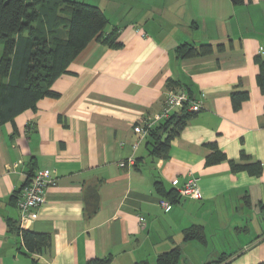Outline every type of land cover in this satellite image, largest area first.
<instances>
[{"label": "crops", "instance_id": "crops-1", "mask_svg": "<svg viewBox=\"0 0 264 264\" xmlns=\"http://www.w3.org/2000/svg\"><path fill=\"white\" fill-rule=\"evenodd\" d=\"M100 3L106 31L116 27L123 46L91 40L53 83L58 97H44L0 126V264H87L109 255L110 264H158L176 246L179 264L223 254L221 264L260 263L264 92L255 57L264 58V0ZM184 43L211 44L213 51L180 58ZM171 88L203 100L204 108L171 141L167 158L150 154L149 138L133 148L134 126L161 111ZM239 91L250 97L234 109ZM211 143L228 160L206 165ZM229 160L260 162L263 170L235 172ZM41 168L55 170L57 182L22 228L13 196ZM191 175L202 197H180L164 209L155 183L178 190ZM12 222L50 234L51 246L29 252ZM192 225L203 226L205 242L184 240Z\"/></svg>", "mask_w": 264, "mask_h": 264}, {"label": "trees", "instance_id": "trees-1", "mask_svg": "<svg viewBox=\"0 0 264 264\" xmlns=\"http://www.w3.org/2000/svg\"><path fill=\"white\" fill-rule=\"evenodd\" d=\"M234 4L245 0H231ZM109 19L97 5L78 0H0V126L14 121L15 117L27 109H35L37 102L44 97H58L53 90L55 80L68 72L73 59L96 39L112 48H120L119 32L115 27L106 31ZM213 51L211 44L194 46L184 43L177 47L180 58L207 55ZM259 66L257 82L264 92V58L255 57ZM171 83V82H170ZM249 92H234L232 103L238 109L249 99ZM196 112L186 108L176 111L168 119L149 131L150 154L167 158L171 141L178 136ZM213 150L205 160L206 165L218 164L228 160L224 151L216 143L208 144ZM247 159V157H244ZM233 171L246 170L259 175L263 166L260 162L245 164L229 160ZM31 178L23 185H27ZM156 189L171 203L180 200L175 189L167 190L157 181ZM19 189L13 196L17 203ZM11 229L20 231L27 250L39 253L49 248L52 238L48 233L21 229L13 222ZM197 239L205 242L206 235L202 225H192L184 230V240ZM179 246L158 256V264H179ZM221 255L217 260L205 264H221L227 259ZM112 256L94 258L87 264H110ZM258 264H264V260Z\"/></svg>", "mask_w": 264, "mask_h": 264}, {"label": "built area", "instance_id": "built-area-1", "mask_svg": "<svg viewBox=\"0 0 264 264\" xmlns=\"http://www.w3.org/2000/svg\"><path fill=\"white\" fill-rule=\"evenodd\" d=\"M262 51L264 52V47L261 48ZM183 108H186L188 111L199 112L204 108V103L203 100L197 99L184 89H169L165 95L161 111L134 126V132L138 134L139 140L133 145V148H136L142 140L148 137L151 129ZM127 162L130 164L135 163L134 157H129ZM125 164V161H121L120 163L121 166ZM198 180L199 178L194 175L189 176L184 185L177 190L180 197L200 199L202 194ZM56 182L55 170L41 168L35 171L31 181L23 187L17 197L16 204L20 213V227H25L29 221L37 216L36 210L44 203L47 188L55 185ZM159 203L166 210L172 207V203L164 198Z\"/></svg>", "mask_w": 264, "mask_h": 264}, {"label": "rangeland", "instance_id": "rangeland-1", "mask_svg": "<svg viewBox=\"0 0 264 264\" xmlns=\"http://www.w3.org/2000/svg\"><path fill=\"white\" fill-rule=\"evenodd\" d=\"M78 1L86 2L94 5L99 4V2H101L100 4L104 5L105 2V0H78Z\"/></svg>", "mask_w": 264, "mask_h": 264}]
</instances>
